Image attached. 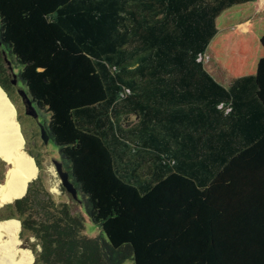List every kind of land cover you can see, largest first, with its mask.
Returning <instances> with one entry per match:
<instances>
[{
    "label": "trees",
    "instance_id": "obj_1",
    "mask_svg": "<svg viewBox=\"0 0 264 264\" xmlns=\"http://www.w3.org/2000/svg\"><path fill=\"white\" fill-rule=\"evenodd\" d=\"M261 1L0 0V87L17 69L101 228L26 148L39 176L0 221L34 264H264Z\"/></svg>",
    "mask_w": 264,
    "mask_h": 264
},
{
    "label": "bare ground",
    "instance_id": "obj_2",
    "mask_svg": "<svg viewBox=\"0 0 264 264\" xmlns=\"http://www.w3.org/2000/svg\"><path fill=\"white\" fill-rule=\"evenodd\" d=\"M18 130L16 110L0 88V158L7 164V177L0 182V207L20 197L36 174L35 161L22 148ZM53 192H59L57 186ZM18 227L15 220L0 221V264H31L35 260L30 248L23 247Z\"/></svg>",
    "mask_w": 264,
    "mask_h": 264
},
{
    "label": "rangeland",
    "instance_id": "obj_3",
    "mask_svg": "<svg viewBox=\"0 0 264 264\" xmlns=\"http://www.w3.org/2000/svg\"><path fill=\"white\" fill-rule=\"evenodd\" d=\"M258 6L259 7L257 8V11H256L254 17L252 19H250L249 21H246L243 24H241L240 27L245 28L246 25L249 24V22H251L252 20L264 16V1L259 2ZM203 61L205 62L206 67L208 68L209 72L213 74L214 78H216L217 80L221 81L224 84H227V85L231 84L230 81H232V78L229 76V74L227 73V71L225 69H223L222 67L218 66L213 61H211V59H209L208 56H205ZM8 72H10V70H8ZM14 72L17 73V69H15ZM22 88L25 89L24 87H22ZM3 92H5V91H3ZM7 96H6V99L10 102V104L16 110V118H17V121H18V124H19V129H20L18 131H19L20 137H21V139L23 141L22 148L24 149V151L27 152L26 148L29 149L28 139H27L26 133H24V131H23L24 130L23 129V125L19 121L18 108L12 101H10L8 99ZM42 112L44 113L45 111L42 110ZM42 121H43V117H42ZM38 143H39V146H40L39 147V149H40L39 152L40 153H39L38 158L42 162L41 163V167H42L41 168V173H42L43 177L45 178L44 180H45L46 186L48 187V191L53 195L54 199H56L57 201H64V203H68L69 205H71L74 211H80L82 213V215L85 217V220H86L85 221L86 229L84 230V233L86 235H88L89 237H97V236H99L101 234V230H100L101 228L98 225H96L94 221H92L90 219V217L87 215L86 209L85 208L83 209V207L80 205V203H78L76 201V199H74L72 197L73 195L70 192H68L64 188V186L62 185L61 176L59 175V173L57 171V168L54 165L55 164L54 163L55 160L62 161V158L60 157L59 150H58L57 146L55 145V143L53 141L51 143L49 142V143L45 144L41 140L38 139ZM128 154L129 153H126L125 156H127ZM135 154H137V153H135ZM29 155H31V154H29ZM0 161H1L0 162V182H3L5 180V178L7 177V164L1 158H0ZM35 163H34V168H35V171H36L35 173H37V174H35V176H37L36 177V179H37L38 176H39V173H40V169L39 168H38V170L36 169ZM52 170L56 174L53 175ZM34 179H35V177H34ZM56 186H57L59 192H53V188L56 187ZM10 203H12V202H10ZM8 204L9 203H6L2 207H0V215L1 216L9 214L10 209L8 208ZM21 227H22V225H21ZM21 227H20V232H21ZM20 232H19V237H20ZM21 240L23 241V243H22L23 247L30 248V250L32 251V249H31V245L32 244L31 243L35 242V240L33 238L29 242L23 240L22 238H21ZM37 249L40 250V247L37 246ZM34 255H35V253H34ZM35 260H36V255H35ZM35 260L31 264H34Z\"/></svg>",
    "mask_w": 264,
    "mask_h": 264
},
{
    "label": "flooded vegetation",
    "instance_id": "obj_4",
    "mask_svg": "<svg viewBox=\"0 0 264 264\" xmlns=\"http://www.w3.org/2000/svg\"><path fill=\"white\" fill-rule=\"evenodd\" d=\"M10 72H9V75L11 77L10 78L11 81L8 84L9 93H10V95L12 97V100L14 101L15 105L18 108L19 121L23 125L24 133H26V136H27V139H28L29 150L31 152H33V154L35 156L38 157L39 153H40L39 152L40 151V149H39L40 146H39V143H38V139L41 140L45 144H47L49 142L50 143L52 142L51 136H50V134L48 132L49 130L47 129V126L45 124L44 119L42 121V117H43L44 113L42 112V108L39 105V103L34 99V97H32L30 95V93L27 90L24 89L25 91L28 92L30 100L32 101L33 105L35 106V109H36L38 115L35 118L34 115L27 114L26 105H25L24 100H23L24 97L20 93V91L23 90V88H22L23 86L20 83L18 74H17L18 82L14 83V81L16 79V77H15L16 73H14L11 68H10ZM44 130H46V134L48 135V138H49L47 142H45L43 137H42Z\"/></svg>",
    "mask_w": 264,
    "mask_h": 264
},
{
    "label": "water",
    "instance_id": "obj_5",
    "mask_svg": "<svg viewBox=\"0 0 264 264\" xmlns=\"http://www.w3.org/2000/svg\"><path fill=\"white\" fill-rule=\"evenodd\" d=\"M15 77H16V79H15L14 83L18 82L17 74H15ZM20 93L24 97L23 100H24V103L26 105L27 114L34 115V117L36 118L38 114H37V111L35 109V106L33 105L32 101L30 100L28 92L23 89L20 91ZM42 137H43L45 142L48 141L49 138H48V135L46 134V130L43 131ZM54 163H55L54 165L56 166L59 175L61 176L62 185L64 186V188L68 192H70L73 195L72 197L74 199H77L79 197V190L74 185V183L71 181L70 174L64 169V167H63L64 163L62 161H58V160H55Z\"/></svg>",
    "mask_w": 264,
    "mask_h": 264
},
{
    "label": "crops",
    "instance_id": "obj_6",
    "mask_svg": "<svg viewBox=\"0 0 264 264\" xmlns=\"http://www.w3.org/2000/svg\"><path fill=\"white\" fill-rule=\"evenodd\" d=\"M263 1V0H262ZM243 24V23H242ZM241 25V24H240Z\"/></svg>",
    "mask_w": 264,
    "mask_h": 264
}]
</instances>
